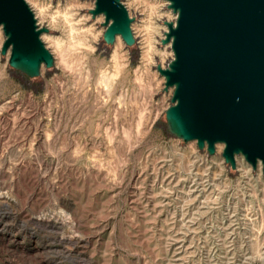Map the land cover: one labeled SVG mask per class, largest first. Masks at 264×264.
Segmentation results:
<instances>
[{"label":"rangeland","instance_id":"1","mask_svg":"<svg viewBox=\"0 0 264 264\" xmlns=\"http://www.w3.org/2000/svg\"><path fill=\"white\" fill-rule=\"evenodd\" d=\"M27 1L55 64L26 78L0 28V264H264L262 167L169 131V1L122 0L133 46L95 0Z\"/></svg>","mask_w":264,"mask_h":264},{"label":"water","instance_id":"2","mask_svg":"<svg viewBox=\"0 0 264 264\" xmlns=\"http://www.w3.org/2000/svg\"><path fill=\"white\" fill-rule=\"evenodd\" d=\"M177 14L167 21L162 39L174 58L158 70L166 89L173 87L166 110L169 131L196 140L213 155L224 144L225 161L236 168L243 155L264 173V0H168ZM94 17L104 15V41L121 35L136 43L134 18L122 0H95ZM0 28L10 51L9 64L30 78L51 68L55 57L42 39L41 27L27 0H0Z\"/></svg>","mask_w":264,"mask_h":264},{"label":"bare ground","instance_id":"3","mask_svg":"<svg viewBox=\"0 0 264 264\" xmlns=\"http://www.w3.org/2000/svg\"><path fill=\"white\" fill-rule=\"evenodd\" d=\"M120 39H121V35H118V36H117V43H118V41H119ZM54 44H57V45H58V42L56 41V42H54ZM57 45H56V47H57ZM60 55H61V54H60ZM60 55H59V56H60ZM116 55H117V54H116ZM61 57H63L64 66H67V65H66V62H65V61H67V60H65V58H64L65 55H64V56L62 55ZM61 59H62V58H61ZM69 66H70V64H69ZM218 145H223V143H219ZM236 158H237V160L239 161V156H238V155L236 156ZM258 165H259L260 168L262 167V163H261V162H259Z\"/></svg>","mask_w":264,"mask_h":264},{"label":"built area","instance_id":"4","mask_svg":"<svg viewBox=\"0 0 264 264\" xmlns=\"http://www.w3.org/2000/svg\"><path fill=\"white\" fill-rule=\"evenodd\" d=\"M237 161H238V160H237V158H236V163H237Z\"/></svg>","mask_w":264,"mask_h":264},{"label":"trees","instance_id":"5","mask_svg":"<svg viewBox=\"0 0 264 264\" xmlns=\"http://www.w3.org/2000/svg\"><path fill=\"white\" fill-rule=\"evenodd\" d=\"M25 76V75H24ZM26 78H28L27 76H25Z\"/></svg>","mask_w":264,"mask_h":264}]
</instances>
